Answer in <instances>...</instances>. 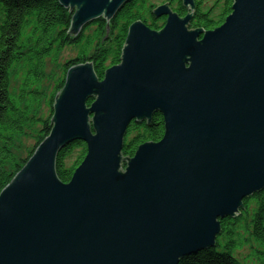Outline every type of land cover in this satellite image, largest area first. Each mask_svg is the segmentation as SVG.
<instances>
[{
  "label": "water",
  "instance_id": "water-1",
  "mask_svg": "<svg viewBox=\"0 0 264 264\" xmlns=\"http://www.w3.org/2000/svg\"><path fill=\"white\" fill-rule=\"evenodd\" d=\"M132 1L58 0L71 36L100 19L109 32ZM180 1L185 17L153 10L160 30L129 27L103 79L90 61L67 71L49 136L0 194V264H179L264 190V0H233L210 31L190 29L196 2ZM155 114L162 140L124 157L131 122ZM75 141L87 153L63 183L57 158Z\"/></svg>",
  "mask_w": 264,
  "mask_h": 264
},
{
  "label": "trees",
  "instance_id": "trees-1",
  "mask_svg": "<svg viewBox=\"0 0 264 264\" xmlns=\"http://www.w3.org/2000/svg\"><path fill=\"white\" fill-rule=\"evenodd\" d=\"M180 17L188 15L180 0H168ZM196 10L190 29L214 30L231 14L233 0H195ZM147 0L126 4L110 22L100 19L85 26L79 35L69 34L72 15L58 0H0V194L25 166L36 148L49 136L55 97L65 85L67 71L74 65L92 62L100 79L120 64L129 27L142 20L153 30H160L166 18H156ZM77 48L78 54L64 63L63 75L49 96L50 116L40 117L32 102L45 96L32 85L46 78L47 62L65 48ZM56 56V57H57ZM22 72L23 81L12 90V76ZM92 102H89V106ZM38 127V128H37ZM31 134L36 145L26 157L16 155V139ZM162 115L155 114L150 125L132 121L127 131L123 156L133 157L139 146L160 142L164 136ZM87 153L86 145L75 141L65 146L57 158V174L69 183ZM244 209L236 218L221 219L222 232L215 249L203 250L181 259L179 264H264V190L244 200ZM246 251L240 258L238 253Z\"/></svg>",
  "mask_w": 264,
  "mask_h": 264
},
{
  "label": "rangeland",
  "instance_id": "rangeland-1",
  "mask_svg": "<svg viewBox=\"0 0 264 264\" xmlns=\"http://www.w3.org/2000/svg\"><path fill=\"white\" fill-rule=\"evenodd\" d=\"M165 3H169L168 0H147V8L150 5L157 7L164 5ZM171 6V5H170ZM153 9V10H154ZM152 10V11H153ZM78 49L73 47L65 48L57 57L53 56L47 62V69H46V78L43 80L42 83L39 85L34 84L32 85L33 88L39 87L40 91L45 93V96L41 97L39 101L32 102V109L37 113L40 117L46 119L50 116V105H49V96L52 94L55 88V83L62 77L63 75V65L70 59L74 58L78 54ZM22 72L18 70V73H14L12 76V90L16 91L20 86L21 82L23 81ZM38 128V127H37ZM36 145V139L31 134H26L20 136L16 139V155L20 157L28 156L29 152L34 148ZM215 249V248H214ZM208 250V249H207ZM240 258L246 257L247 252L240 251L238 253Z\"/></svg>",
  "mask_w": 264,
  "mask_h": 264
},
{
  "label": "bare ground",
  "instance_id": "bare-ground-1",
  "mask_svg": "<svg viewBox=\"0 0 264 264\" xmlns=\"http://www.w3.org/2000/svg\"><path fill=\"white\" fill-rule=\"evenodd\" d=\"M142 21V20H141ZM193 30H196V29H193Z\"/></svg>",
  "mask_w": 264,
  "mask_h": 264
}]
</instances>
